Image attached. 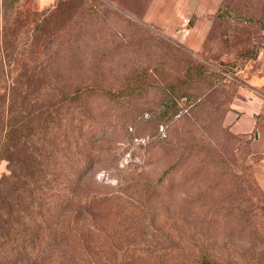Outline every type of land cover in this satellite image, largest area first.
Here are the masks:
<instances>
[{
    "label": "rangeland",
    "instance_id": "obj_1",
    "mask_svg": "<svg viewBox=\"0 0 264 264\" xmlns=\"http://www.w3.org/2000/svg\"><path fill=\"white\" fill-rule=\"evenodd\" d=\"M3 24L17 46L8 77L60 45L66 69L32 88L88 84L96 128L121 124L93 145L91 160L106 156L84 179L118 197L76 220L102 253L168 254L126 264H194L204 253L264 264L263 152L229 121L245 65L264 60V0H0Z\"/></svg>",
    "mask_w": 264,
    "mask_h": 264
},
{
    "label": "trees",
    "instance_id": "obj_2",
    "mask_svg": "<svg viewBox=\"0 0 264 264\" xmlns=\"http://www.w3.org/2000/svg\"><path fill=\"white\" fill-rule=\"evenodd\" d=\"M6 25L0 30V159L7 162L0 176V264H126L167 257L163 251L133 248L104 254L101 244L88 239L90 230L77 224L78 215L107 211L118 197L90 189L84 179L87 169L106 156L103 152L91 160L93 145L121 124L96 128L85 98L97 91L88 84L67 90L53 78L58 91L32 88L40 82L49 85L50 71L66 69L60 45L45 63L24 64L17 77H8L5 69L17 46L8 42ZM36 68H47L46 73L38 75ZM193 262L217 264L205 253Z\"/></svg>",
    "mask_w": 264,
    "mask_h": 264
},
{
    "label": "crops",
    "instance_id": "obj_3",
    "mask_svg": "<svg viewBox=\"0 0 264 264\" xmlns=\"http://www.w3.org/2000/svg\"><path fill=\"white\" fill-rule=\"evenodd\" d=\"M184 21L187 23V19ZM232 108L229 117L232 130L245 135L253 134L254 140L261 145L263 159L260 165L264 167V60L245 65L243 86Z\"/></svg>",
    "mask_w": 264,
    "mask_h": 264
}]
</instances>
